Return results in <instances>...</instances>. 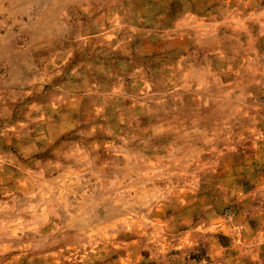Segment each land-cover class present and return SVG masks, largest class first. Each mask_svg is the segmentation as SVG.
Segmentation results:
<instances>
[{
    "label": "rangeland",
    "instance_id": "374dc122",
    "mask_svg": "<svg viewBox=\"0 0 264 264\" xmlns=\"http://www.w3.org/2000/svg\"><path fill=\"white\" fill-rule=\"evenodd\" d=\"M0 264H264V0H0Z\"/></svg>",
    "mask_w": 264,
    "mask_h": 264
}]
</instances>
